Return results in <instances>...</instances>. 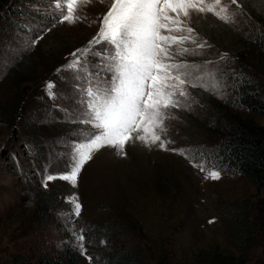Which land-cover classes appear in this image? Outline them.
Returning a JSON list of instances; mask_svg holds the SVG:
<instances>
[{"label":"rangeland","instance_id":"rangeland-1","mask_svg":"<svg viewBox=\"0 0 264 264\" xmlns=\"http://www.w3.org/2000/svg\"><path fill=\"white\" fill-rule=\"evenodd\" d=\"M239 3L242 9L230 6L235 11L232 23L211 13L192 18L191 26L206 46L198 55L179 59L199 64L196 75L214 73L219 88L212 89L207 76V90L188 88L187 105L173 110L174 118L166 121L165 139L172 141L167 150L136 145L121 156L104 148L84 166L76 187L56 180L45 188L44 175L66 171L71 141L81 128L73 122V73L57 70L96 35L108 0H91L80 7L79 22L55 27L54 0H0V264L33 263L70 241L81 253L78 264H100L104 251L118 252L128 264H207L213 254L224 252L246 264H260L264 232L256 217L264 207V188L217 167L221 178L205 179V172L190 159L172 151L184 149L200 163L196 151L218 142L207 124L226 110L264 129L263 114L233 107L230 100L232 84L244 76L264 93V57L251 42L254 28L264 29V22L255 17L256 11H264V0ZM48 28L51 31H45ZM91 63L95 71L97 61ZM49 82L54 84L52 96ZM39 191L55 195L51 211L37 206ZM71 196L82 205L79 217L71 214ZM240 211L248 213L251 226L245 252L237 248L233 232ZM58 220L66 234L60 232ZM80 235L83 241L77 240Z\"/></svg>","mask_w":264,"mask_h":264},{"label":"snow or ice","instance_id":"snow-or-ice-1","mask_svg":"<svg viewBox=\"0 0 264 264\" xmlns=\"http://www.w3.org/2000/svg\"><path fill=\"white\" fill-rule=\"evenodd\" d=\"M90 3L54 0L57 17L52 26L79 22L80 7ZM230 6L242 9L239 0H108L96 35L87 46L70 53L72 58L57 70L73 73L77 93L73 122L81 128L79 136L71 141L66 171L44 175L42 186L48 188L50 182L60 180L76 187L84 166L104 148L121 156L127 155L129 146L136 145L167 150L166 145L172 141L165 139L166 121L174 118L173 110L187 105L188 88L207 90L205 76L212 80V89L219 88L214 73L196 75L199 64L179 59L198 55V50L206 46L191 26L192 18L211 13L223 23H232L235 11H230ZM38 39L42 36L29 47ZM92 60L97 61L95 71ZM46 87L52 96L54 84L49 82ZM172 151L190 159L193 167L205 172V179L221 178L216 165L202 153L201 162L195 163L184 149ZM208 164L210 169H206ZM67 202L72 205L71 214L79 217L82 205L78 197H68ZM77 240L83 241L84 236H77Z\"/></svg>","mask_w":264,"mask_h":264},{"label":"trees","instance_id":"trees-1","mask_svg":"<svg viewBox=\"0 0 264 264\" xmlns=\"http://www.w3.org/2000/svg\"><path fill=\"white\" fill-rule=\"evenodd\" d=\"M255 17L264 22V11H256ZM253 39L255 49L264 57V29L260 26L254 28ZM264 72V69H263ZM231 105L241 107L252 114L264 115V93L249 77H242L231 87ZM227 111V110H226ZM226 111L217 114V120L207 124V130L218 134L217 145L207 149H198L200 155L207 157L220 170L238 173L246 176L257 188H264V129L254 124L246 123L239 118L227 115ZM218 112V111H217ZM216 118V117H214ZM37 206L44 211L54 208L55 195L51 192H40ZM41 199V200H40ZM261 217H256L259 228L264 232V207L260 208ZM238 215L235 236L238 235L237 248L248 249L245 243L249 240L251 226L246 211ZM243 237V241L240 239ZM223 253V252H221ZM81 253L73 241L65 242L56 247L51 253L41 254L33 263L29 264H78ZM207 264H246L245 259L234 257L232 253L213 254ZM100 264H128L120 258L118 252H102ZM264 264V259L260 262Z\"/></svg>","mask_w":264,"mask_h":264},{"label":"built area","instance_id":"built-area-1","mask_svg":"<svg viewBox=\"0 0 264 264\" xmlns=\"http://www.w3.org/2000/svg\"><path fill=\"white\" fill-rule=\"evenodd\" d=\"M58 225H59V229H60V232L62 233V234H66V229H65V227L59 222V220H58Z\"/></svg>","mask_w":264,"mask_h":264}]
</instances>
